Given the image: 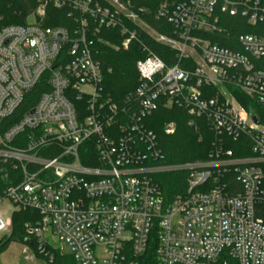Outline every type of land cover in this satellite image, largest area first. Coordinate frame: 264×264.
Wrapping results in <instances>:
<instances>
[{"label":"built area","instance_id":"obj_1","mask_svg":"<svg viewBox=\"0 0 264 264\" xmlns=\"http://www.w3.org/2000/svg\"><path fill=\"white\" fill-rule=\"evenodd\" d=\"M38 2V22L0 27V165L10 182L0 233L30 210L39 219L25 228L48 263L52 236L76 264H139L152 245L157 264H264V127L233 95L264 105V35L239 34L232 48L208 38L226 33L221 15L264 25V0H174L153 15L167 35L130 2ZM48 3L67 13L65 26H44ZM101 29L144 53L137 86L119 102L103 96ZM146 29L173 53L167 62L144 45ZM160 107L211 131L208 160L165 163L146 122ZM225 139L251 155L233 157ZM173 173H185L186 192L165 202L157 178Z\"/></svg>","mask_w":264,"mask_h":264},{"label":"trees","instance_id":"obj_2","mask_svg":"<svg viewBox=\"0 0 264 264\" xmlns=\"http://www.w3.org/2000/svg\"><path fill=\"white\" fill-rule=\"evenodd\" d=\"M122 1L130 2L134 9H144L146 11L144 20L151 29L166 35L170 33L171 28L165 21H155L153 15L163 4L171 3L174 0ZM38 3V0H0V27L24 25V19L36 10L39 5ZM45 13L43 24L46 27L65 26L66 22H69L67 13L63 10L55 9L51 3L47 4ZM220 26L225 28L226 33L208 38L218 45L227 48H232L230 42L239 34L264 35V25L259 24L251 27L238 17L221 15ZM99 37L104 43H96L95 49L99 52V60L103 69V96L111 102H119L137 86L135 65L138 60L143 58L144 53L136 43L130 44L128 50L121 49L119 47L121 39L118 37L117 30L101 29ZM140 37L144 41V45L165 62L173 55L169 49L155 44L145 33L140 32ZM259 67L264 69V59L261 61ZM233 95L238 103L246 111L255 115L259 123L264 127V105L244 96L239 91H234ZM33 96H35V92L29 94V97ZM16 119L17 117L12 120ZM187 119L183 110L160 107L146 121L147 128L157 135L161 151L165 157V163L167 164L173 165L208 160V156L212 151L213 134L202 123L198 124V130L189 128L187 126ZM171 121L176 124V132L171 136H166L163 133V125ZM241 145L242 140L233 142L225 139L224 150H230L235 158L250 156L251 152L249 148L242 149L240 148ZM83 163L88 164L86 162ZM2 168L3 166L0 165V193L10 184L9 181L3 180ZM157 182L165 202H171L177 196L186 192L187 182L185 173L161 175L157 178ZM262 218L264 221V211ZM38 219L39 216L30 210L12 213L10 236L0 242V254L7 249L9 243L12 242V238H23L28 235L25 225H34ZM27 246H29L33 255L40 256L34 239H31L27 243ZM47 253L52 257V261L48 263V257L44 255L46 257L43 260L44 264H76L67 253L62 254L55 250ZM139 264H157L154 255V245L150 246L143 257H141Z\"/></svg>","mask_w":264,"mask_h":264},{"label":"rangeland","instance_id":"obj_3","mask_svg":"<svg viewBox=\"0 0 264 264\" xmlns=\"http://www.w3.org/2000/svg\"><path fill=\"white\" fill-rule=\"evenodd\" d=\"M39 4V3H38ZM38 7V6H37ZM31 15V14H30ZM28 15L24 19V23L26 22H38L39 19ZM148 38H151L149 32H144ZM116 48V47H115ZM10 232L8 233H0V242L5 240L7 237L10 236ZM27 233V230H26ZM28 234V233H27ZM15 238V237H14ZM12 238V242L9 243L7 249L0 254V264H44V254L33 255L27 243L33 239L31 236L26 235L23 238ZM26 242V243H25ZM47 242L49 243L48 247L46 248V252H51L53 250L60 252V253H67L66 249L61 246L57 238L48 236Z\"/></svg>","mask_w":264,"mask_h":264}]
</instances>
